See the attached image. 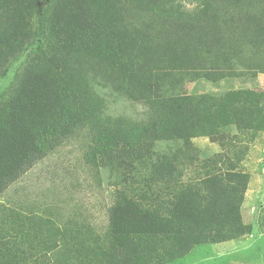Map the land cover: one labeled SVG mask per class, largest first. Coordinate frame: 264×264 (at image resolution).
<instances>
[{"label": "trees", "instance_id": "16d2710c", "mask_svg": "<svg viewBox=\"0 0 264 264\" xmlns=\"http://www.w3.org/2000/svg\"><path fill=\"white\" fill-rule=\"evenodd\" d=\"M191 2L0 0V78L36 48L0 106V195L76 138L95 182L104 169L122 184L99 236L11 212L0 264H155L243 233L240 146L264 133V92L186 87L264 75V0ZM95 86L144 105L146 119L107 115ZM199 137L222 152L200 158ZM158 142L177 147L158 154Z\"/></svg>", "mask_w": 264, "mask_h": 264}, {"label": "rangeland", "instance_id": "374dc122", "mask_svg": "<svg viewBox=\"0 0 264 264\" xmlns=\"http://www.w3.org/2000/svg\"><path fill=\"white\" fill-rule=\"evenodd\" d=\"M191 1L184 0V6L191 8ZM35 54V47L27 49L0 78V106L10 96L20 72ZM242 72L217 84H189L186 90L222 98L227 91L248 89L259 98L264 92V75ZM95 88L105 99L107 115L124 116L134 121L146 119L147 108L144 105L129 101L109 88ZM85 140L70 139L10 185L0 195V223L8 221L11 212L22 211L28 216L48 218L57 227L75 223L90 228L92 236L102 235L107 209L116 199L122 184L119 177L104 169H100V181L95 182L83 167ZM191 141L202 159L222 152L218 143L210 142L208 138L199 137ZM241 143L244 158L238 167L248 175V182L241 191L238 213L243 233L227 241L193 245L185 255L174 259L160 258L154 261L155 264H264V133H259L252 143ZM176 147L177 144L172 142H158L154 150L158 154H168ZM185 173L184 178L190 177ZM137 180L142 181L141 178Z\"/></svg>", "mask_w": 264, "mask_h": 264}]
</instances>
